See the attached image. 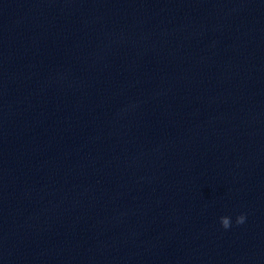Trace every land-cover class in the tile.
<instances>
[{"label":"clouds","instance_id":"9594fccd","mask_svg":"<svg viewBox=\"0 0 264 264\" xmlns=\"http://www.w3.org/2000/svg\"><path fill=\"white\" fill-rule=\"evenodd\" d=\"M245 220H246V216L244 214L238 215L236 217V224L237 225L243 224ZM220 223L224 229H228L231 226V217L229 216L220 217Z\"/></svg>","mask_w":264,"mask_h":264}]
</instances>
